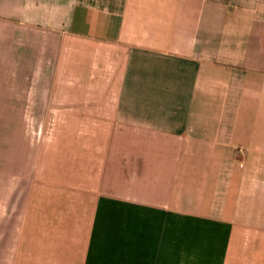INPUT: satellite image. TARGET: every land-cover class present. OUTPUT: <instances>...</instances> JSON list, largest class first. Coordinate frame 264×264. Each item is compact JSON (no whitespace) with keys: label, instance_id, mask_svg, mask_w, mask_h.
<instances>
[{"label":"crops","instance_id":"obj_1","mask_svg":"<svg viewBox=\"0 0 264 264\" xmlns=\"http://www.w3.org/2000/svg\"><path fill=\"white\" fill-rule=\"evenodd\" d=\"M2 100L0 264H264V0H0Z\"/></svg>","mask_w":264,"mask_h":264},{"label":"rangeland","instance_id":"obj_2","mask_svg":"<svg viewBox=\"0 0 264 264\" xmlns=\"http://www.w3.org/2000/svg\"><path fill=\"white\" fill-rule=\"evenodd\" d=\"M36 42V41H34ZM5 58V62H7ZM8 100H2L0 104V144L1 155H9L5 153L6 146L9 142L19 140L24 145L25 140L38 141L41 137L42 130L46 129L42 121H24L13 119L11 112L15 110L20 111V106L10 105ZM23 108V106L21 107ZM1 181H0V210L2 224H8L9 212V171L7 167L1 168Z\"/></svg>","mask_w":264,"mask_h":264}]
</instances>
